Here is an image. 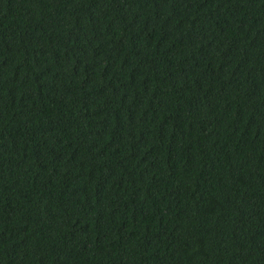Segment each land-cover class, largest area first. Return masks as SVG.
<instances>
[{
	"label": "trees",
	"instance_id": "16d2710c",
	"mask_svg": "<svg viewBox=\"0 0 264 264\" xmlns=\"http://www.w3.org/2000/svg\"><path fill=\"white\" fill-rule=\"evenodd\" d=\"M0 264H264V0H0Z\"/></svg>",
	"mask_w": 264,
	"mask_h": 264
}]
</instances>
